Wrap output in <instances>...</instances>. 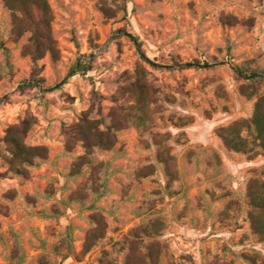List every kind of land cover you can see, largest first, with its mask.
<instances>
[{
  "label": "rangeland",
  "instance_id": "obj_1",
  "mask_svg": "<svg viewBox=\"0 0 264 264\" xmlns=\"http://www.w3.org/2000/svg\"><path fill=\"white\" fill-rule=\"evenodd\" d=\"M47 1L59 57L38 62L37 84L22 54L30 34L12 41L0 0V42L12 66L0 80V148L6 130L30 115L35 123L24 142L47 150L25 178L0 157V264H125L137 234L142 253L160 244L157 264L264 259L247 198L249 183L264 180V157L230 151L218 135L248 120L264 94V0H108L111 9L124 7L112 19L100 13L99 0ZM227 16L235 23L225 24ZM4 56L0 50V64ZM78 62L90 70L73 75ZM193 62L216 67L179 69ZM140 66L153 121L145 130H114L113 111L130 105L120 89L125 93ZM236 69L248 73L256 95L242 94L249 80ZM254 70L262 74L253 77ZM83 117L110 130L113 146L86 149L67 140L62 128ZM140 170L151 172L139 177ZM94 217L105 234L84 254ZM151 224L157 235L143 232Z\"/></svg>",
  "mask_w": 264,
  "mask_h": 264
},
{
  "label": "trees",
  "instance_id": "obj_2",
  "mask_svg": "<svg viewBox=\"0 0 264 264\" xmlns=\"http://www.w3.org/2000/svg\"><path fill=\"white\" fill-rule=\"evenodd\" d=\"M4 8L10 13L11 22V39L14 43L18 42L25 34L29 33L30 37L28 43L23 47V56L30 58L31 81L37 84L43 82L39 78L41 68L38 62L42 60L47 54L50 55L53 62L58 61V51L55 46V40L52 34L51 24L53 21L52 10L47 0H2ZM117 6L111 9L108 6V0H99L98 10L106 19L114 18L119 11H124V7ZM235 23L233 17H225V24L232 25ZM252 23L249 22V25ZM0 50L4 53V61L0 64V80L11 74L12 66L9 63L7 49L3 43L0 42ZM143 61L147 62L145 59ZM155 68L172 70V67H159L149 63ZM216 65H208L206 63L200 64L198 62L187 63L181 65L179 69H202V68H215ZM90 67L84 63H76L73 67V75L81 72L82 74L88 72ZM237 73L250 79L241 69H236ZM144 69L140 66L135 69L130 78L135 81L130 82L125 93L120 96L128 95L126 98L129 101V106L122 112L119 110L113 111L112 128L119 130L123 126L135 127L145 130L153 121V112L150 110L152 99V92L149 90L148 85L144 80ZM261 72L254 70L250 73L251 76H259ZM130 79V80H131ZM247 80V81H248ZM248 93L243 91V95L251 98L258 92L253 81H248ZM35 119L30 115L25 117L20 123L10 126L3 138V143L6 147L3 151L0 148V157H3L8 165V171L15 176L27 177L28 168L35 166L36 159H45L47 150L40 147H29L25 144V137L33 124ZM100 121L88 120L83 117L79 122L72 124L70 127H63L62 133L67 140L76 142L82 141L86 149L103 148L108 149L113 146L115 138L113 134L108 132H101L99 130ZM219 137L222 140L226 149L246 155L249 159L256 156L264 157V94L259 96L254 103L252 116L248 119H239L229 126L219 130ZM161 162L165 165L171 161L168 154L160 155ZM148 172L140 170L139 177L148 176ZM78 193L79 195H82ZM248 198V220L252 233L264 238V180H253L249 183L247 189ZM97 226L91 230L87 236L83 253L86 254L96 244L97 240L102 239L105 234L104 226H101V220L94 217ZM157 224H151L143 229L148 236L157 235ZM139 235L129 241V255L126 258L125 264H146L145 260L148 259V264H157L159 255L161 254V246L158 242L152 241L145 246V253L141 252V242ZM251 264H264V259L255 254L248 259ZM39 264H48L45 260L41 259ZM112 264V263H106Z\"/></svg>",
  "mask_w": 264,
  "mask_h": 264
}]
</instances>
